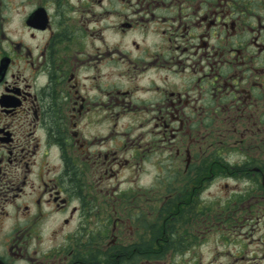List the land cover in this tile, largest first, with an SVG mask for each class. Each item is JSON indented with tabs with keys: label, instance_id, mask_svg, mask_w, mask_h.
<instances>
[{
	"label": "flooded vegetation",
	"instance_id": "obj_1",
	"mask_svg": "<svg viewBox=\"0 0 264 264\" xmlns=\"http://www.w3.org/2000/svg\"><path fill=\"white\" fill-rule=\"evenodd\" d=\"M24 1L0 0V264H264V0Z\"/></svg>",
	"mask_w": 264,
	"mask_h": 264
},
{
	"label": "rangeland",
	"instance_id": "obj_2",
	"mask_svg": "<svg viewBox=\"0 0 264 264\" xmlns=\"http://www.w3.org/2000/svg\"><path fill=\"white\" fill-rule=\"evenodd\" d=\"M25 1H24V4L26 5V2ZM33 1H35V0H30V2H33ZM156 166H157V164L155 162L152 163V165L151 164H148L146 173L145 174H142V176H141L140 184H141V182L142 183H146V184L148 183L149 184V182H150V180L152 179L153 176H155V175H157V176L158 175H161V174H159L158 168ZM139 180H140V178H139ZM221 186H222V188H221L222 191H227V188H229V187L232 186V182H228L227 185L226 184L224 185L223 183H221ZM208 191H210L211 193L208 192ZM208 191L204 192V199H205V202H206V206L207 205L210 206V204H209L210 199H209L208 195L212 194V192L218 191V188L215 187V188H213L211 190H208ZM206 256H209L208 259H211V257H212V255L210 253H209V255L206 254Z\"/></svg>",
	"mask_w": 264,
	"mask_h": 264
}]
</instances>
